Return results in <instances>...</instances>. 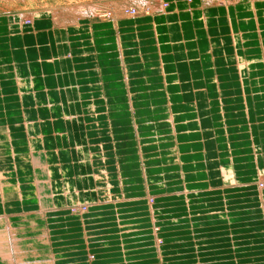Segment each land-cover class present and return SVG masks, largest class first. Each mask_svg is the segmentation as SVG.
Here are the masks:
<instances>
[{
    "label": "crops",
    "instance_id": "1",
    "mask_svg": "<svg viewBox=\"0 0 264 264\" xmlns=\"http://www.w3.org/2000/svg\"><path fill=\"white\" fill-rule=\"evenodd\" d=\"M224 4L71 23L0 15V264H13L4 219L34 257L59 234L117 264H190L224 245L195 262H264V213L242 220L227 198L264 171V0ZM133 224L132 237L108 231Z\"/></svg>",
    "mask_w": 264,
    "mask_h": 264
},
{
    "label": "rangeland",
    "instance_id": "2",
    "mask_svg": "<svg viewBox=\"0 0 264 264\" xmlns=\"http://www.w3.org/2000/svg\"><path fill=\"white\" fill-rule=\"evenodd\" d=\"M207 4H231L239 2L240 0H203ZM224 4V5H225ZM168 5V0H0V15L7 14V15H14L18 17L19 19L23 20L22 23H31L35 14H49L51 17H54L55 21L59 23H71L74 22L79 17L84 18H93V19H116L118 17H127V16H133L140 13H155L159 11H163L164 8H166ZM20 15V16H19ZM223 173L225 174L226 181L230 183H237L235 181V174L230 167H223ZM256 176L252 177L249 180L248 186H244V188H239L237 190L236 194H240L241 197H233V189H228L232 192H228V201L232 205H235L237 203V207H241V211L244 210L243 219L247 220L252 214L250 212H257L258 215L261 216L264 213V203L263 198L260 197L262 190L264 191V171H259ZM239 185V184H238ZM264 193V192H263ZM166 194V193H164ZM155 195V193H154ZM149 198L150 201H153V196ZM264 197V196H263ZM230 199V200H229ZM241 199V200H238ZM237 200V202H235ZM221 201H224V197L222 195ZM81 206L76 205L70 207V211L72 213H80ZM85 207V205L83 206ZM230 210L233 209L231 206L229 207ZM87 207H85L84 213L87 212ZM83 213V214H84ZM82 214V215H83ZM5 224L7 226L8 222L6 219H4ZM56 226L57 223H54ZM5 226V228H6ZM131 226V229L129 228ZM148 225H143L141 230L145 231V227ZM24 227V226H23ZM48 227V226H47ZM133 225H124V230H117V229H110L109 232H120V233H128L126 234L127 237H132V235H135V228ZM138 227V225L136 226ZM35 229H43L42 227H39L36 225ZM137 232H140L137 230ZM260 232V228H259ZM141 233V232H140ZM17 234V233H13ZM117 234V233H115ZM21 239L25 235H20ZM55 238H52V241L50 244H46L45 251L41 252V254L36 255L37 258L33 256V254L30 256V252H26V255H29L28 260L31 262H38L37 264H53L54 263V257L55 254H69L74 252L75 250L83 249L82 256L78 258L79 263L78 264H117V263H110L107 262L106 259L103 256H96L95 252H92L90 250H86V245H81L75 243L77 239H73V237L66 236L64 238L65 240H59V234L54 235ZM53 236V237H54ZM58 236V237H57ZM9 237V235H8ZM71 238V239H70ZM257 240L258 250L264 252V233L262 234L260 232L259 234V240ZM158 240V244H159ZM163 241V240H162ZM161 242V241H160ZM22 241H19V246L21 247ZM8 245H9V239H8ZM245 247H249L248 245ZM223 249H229L224 245V247L221 248H209V247H201L200 253L201 255H188L187 259L194 261V263L190 264H207L204 261L198 262L200 259H206L211 255V251H220ZM85 254V255H84ZM225 255V254H220ZM207 256V257H206ZM247 256L243 254V258ZM70 257V258H69ZM179 257V256H177ZM226 258V256H225ZM231 258V257H230ZM71 260L74 261V258H72L69 255H66L65 259L62 260ZM61 260V261H62ZM130 260V259H129ZM129 260H125L128 262ZM176 260V256L174 255H166L165 258L159 259V257H153V256H144L142 258H136L130 260V264H176L174 263ZM196 260L197 263L195 262ZM231 260V259H230ZM51 261V262H50ZM186 261V258L183 260ZM62 264V262H60ZM72 264V263H71ZM118 264H126L125 262H120ZM187 264V263H186ZM225 264V263H224ZM259 264L261 263V260L259 261Z\"/></svg>",
    "mask_w": 264,
    "mask_h": 264
},
{
    "label": "bare ground",
    "instance_id": "3",
    "mask_svg": "<svg viewBox=\"0 0 264 264\" xmlns=\"http://www.w3.org/2000/svg\"><path fill=\"white\" fill-rule=\"evenodd\" d=\"M208 1H210V0H208ZM255 1V0H254ZM219 2H221V0L219 1ZM20 16V15H19ZM39 16V14H35L34 15V18L35 17H38ZM17 20V19H16ZM23 21V20H22ZM173 123V122H172ZM189 195V194H188ZM91 205H87V206H85V207H87V209L86 210H88L89 209V207H90ZM85 207H83V206H81L79 209H80V212H81V215L84 213V208ZM2 234L4 235L5 234V236L7 235V239H9V249L11 250V252H12V254L10 253V251L9 250H3L2 252H1V255L3 256V259H5L6 260V262H9V263H13V264H26L27 262H29L28 261V259L27 258H25V256H26V253L25 252H22V250H20L19 248V243H18V241L16 240V238H14V235L12 234V232H11V229L9 228V226H8V224H7V226H6V228H5V230H3L2 231ZM8 235H9V237H8ZM48 239V238H47ZM20 241V240H19ZM45 242V241H44ZM163 242H164V240H163ZM159 243H162V241L160 242L159 241ZM163 244V243H162ZM161 244V245H162ZM4 245V244H3ZM160 244H159V246H161ZM37 248V247H36ZM35 249V248H34ZM30 252V251H29ZM34 254H37V252H34ZM29 256V255H28ZM31 256V255H30ZM35 258H37V257H35Z\"/></svg>",
    "mask_w": 264,
    "mask_h": 264
}]
</instances>
